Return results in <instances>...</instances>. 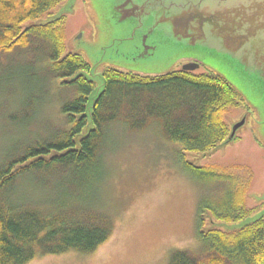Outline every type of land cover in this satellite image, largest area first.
Returning a JSON list of instances; mask_svg holds the SVG:
<instances>
[{
    "label": "trees",
    "instance_id": "obj_1",
    "mask_svg": "<svg viewBox=\"0 0 264 264\" xmlns=\"http://www.w3.org/2000/svg\"><path fill=\"white\" fill-rule=\"evenodd\" d=\"M64 1L0 0V82L8 78L12 64H25L33 72L37 61L42 62V93L14 99L18 111L12 122L30 124L58 97H48L52 86L66 95L60 105L61 126L20 153L15 154L18 148L5 151L0 160V264H28L38 256L69 251L90 253L110 239L115 219L94 195L104 178L105 154L116 126L143 130L156 122L185 151L206 152L229 135L226 110L246 103L212 69L143 74L107 66L104 90L92 105L95 82L85 75L91 64L82 53L65 51L64 31L57 25L65 15L41 20ZM17 50L19 55L4 62V55ZM4 103L9 102L0 106ZM184 163L198 177L217 175L186 159ZM226 178L218 182L226 186L221 204L199 206L201 254L175 249L169 264H264V215L229 233L204 229L206 210L222 220L246 215L235 202L238 179Z\"/></svg>",
    "mask_w": 264,
    "mask_h": 264
},
{
    "label": "rangeland",
    "instance_id": "obj_2",
    "mask_svg": "<svg viewBox=\"0 0 264 264\" xmlns=\"http://www.w3.org/2000/svg\"><path fill=\"white\" fill-rule=\"evenodd\" d=\"M119 2L65 0L41 18L46 21L65 15L57 24L64 31L65 51L82 53L90 62L85 75L94 79L92 96L102 86L107 66L161 74L198 61L197 71L212 69L222 74L243 94L246 103L226 110L229 135L206 152L185 151L180 143L168 140L156 122L143 130L116 126L105 154L104 178L94 195L115 219L112 236L93 252L38 256L28 264H169L173 250L187 248L200 255L199 206L221 204L226 186H218V182L226 177L238 179L235 202L246 215L240 213L243 218L239 220H222L206 210L205 230L233 232L264 211V78L212 39L193 43L189 37L175 36L168 26L155 27L157 15L152 11L148 16L123 19L124 11L117 10ZM19 52L4 55V62ZM41 69V61L33 72L25 64H12L8 78L0 82V102L10 103L0 106V160L5 151L18 148L15 154L20 153L32 140L42 139L63 124L60 105L66 95H59L56 85L49 88L48 97H58L30 124L12 122L18 111L14 99L42 93ZM243 119L245 123L229 141L233 125ZM185 159L214 170L216 177L194 175L185 167Z\"/></svg>",
    "mask_w": 264,
    "mask_h": 264
},
{
    "label": "water",
    "instance_id": "obj_3",
    "mask_svg": "<svg viewBox=\"0 0 264 264\" xmlns=\"http://www.w3.org/2000/svg\"><path fill=\"white\" fill-rule=\"evenodd\" d=\"M117 10L124 11L123 19L148 16L152 11L157 15L155 27L168 26L175 36L189 37L193 43L212 39L264 78V0H120ZM199 67L198 61L183 64L187 70ZM105 82L104 79L95 95L90 96L92 105L103 92ZM244 123L245 119L233 125L229 141L234 140ZM263 215L264 211L237 227Z\"/></svg>",
    "mask_w": 264,
    "mask_h": 264
}]
</instances>
